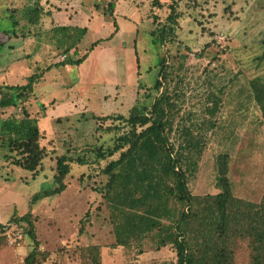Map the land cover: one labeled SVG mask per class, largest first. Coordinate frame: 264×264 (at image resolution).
I'll return each mask as SVG.
<instances>
[{
    "label": "rangeland",
    "instance_id": "1",
    "mask_svg": "<svg viewBox=\"0 0 264 264\" xmlns=\"http://www.w3.org/2000/svg\"><path fill=\"white\" fill-rule=\"evenodd\" d=\"M155 1L0 0V87L23 85L29 77L40 76L19 109L0 97V133L2 121L12 114L22 117L26 110L38 120L41 145L49 153L43 171L33 177L6 162L9 149L0 137V224L31 213L40 250L50 253L45 264H81L80 249L89 245L101 247L102 264L175 260L168 248L157 251L151 241L145 242V252L138 258L125 249H113L109 210L94 191L101 179L84 183L79 179L90 170L86 166H74L60 196L34 199L53 185L56 156L69 152L88 165L96 160L93 149L113 145L118 132L107 129L119 125L122 133L124 125L93 117L128 116L137 103H148L164 59L172 73L163 88L169 87L180 108L174 128L178 132L182 119L197 126L211 122L199 131L207 145L190 179L191 192L220 191L216 158L228 154L233 194L253 202L263 198L264 124L249 80L264 76V0H196L197 13L186 7L195 0H184L180 27L166 21L175 0H158L157 7ZM110 2L113 16L106 12ZM36 6L45 13L39 24L31 25L28 12ZM198 21L208 30L203 32ZM12 29L17 36L2 33ZM162 29L163 45L158 38ZM75 42L77 53L73 49L66 56L64 50ZM85 53L80 65L63 63ZM210 95L221 98L220 109L212 116L204 112L212 105ZM178 135L171 136L174 143ZM22 231L15 227L0 232V264H23L32 247L27 236L20 240Z\"/></svg>",
    "mask_w": 264,
    "mask_h": 264
},
{
    "label": "trees",
    "instance_id": "2",
    "mask_svg": "<svg viewBox=\"0 0 264 264\" xmlns=\"http://www.w3.org/2000/svg\"><path fill=\"white\" fill-rule=\"evenodd\" d=\"M183 1L175 0L169 6L167 23L180 27ZM153 4L161 6L158 0ZM195 4L196 0L186 7L197 13ZM113 11L114 3L110 2L106 12L113 16ZM28 13L29 24L36 25L45 11L43 7L36 6ZM17 24L14 20L13 27ZM197 25L203 32L208 30L202 21H198ZM85 32L82 29V34ZM2 33L9 37L11 33L17 36L13 29ZM152 34L156 35L155 31ZM158 38L162 45L165 44V29L158 33ZM173 40L176 42L178 39L174 37ZM77 42L64 50L66 56L77 48ZM97 44H92L91 48ZM87 54L76 60H64L63 63L80 65ZM212 59L218 60V57ZM51 68L48 67L47 71ZM171 73L172 68L164 59L152 93L148 95V103H137L129 110L128 116H94L103 122L113 119L122 123L124 131L119 133V125L107 129L118 132L113 145L93 149L96 160L88 165L83 158L75 159L69 152L56 156L53 185L38 193L34 199L60 196L67 189V178L74 166H86L90 170L79 179L81 183L101 179L94 191L101 195L109 210L115 238L113 249H125L138 258L145 252V242L151 241L155 250L168 248L175 256L173 262L162 264H264V195L261 202H253L233 194L228 177V154H219L216 158V185L220 191L206 195L191 192L190 179L195 176L197 162L207 145L199 131L205 123L211 122L205 120L203 125L197 126L182 119V126L177 132L174 127L180 108L169 87L163 88V82L170 81ZM39 77L31 76L23 85L0 87L1 99L7 106L19 109ZM249 90L264 124V76L251 78ZM209 101L212 105L204 112L212 116L213 110L220 109L221 98L210 95ZM1 128L2 143L9 149L6 161L32 173L33 177L38 176L49 155L46 147L41 145L43 132L38 120L24 110L22 117L12 114L2 121ZM176 133L179 135L174 143L171 136ZM34 223L29 213L14 215L7 223L0 224L1 233L16 227L23 230L20 240L26 236L31 240L32 248L23 264H45L50 258L49 252L40 250ZM80 260L81 264H102L101 247H82Z\"/></svg>",
    "mask_w": 264,
    "mask_h": 264
},
{
    "label": "crops",
    "instance_id": "3",
    "mask_svg": "<svg viewBox=\"0 0 264 264\" xmlns=\"http://www.w3.org/2000/svg\"><path fill=\"white\" fill-rule=\"evenodd\" d=\"M62 12V11H61ZM61 12H59V14L61 13ZM55 16V15H54ZM2 124V123H1ZM6 160V159H5ZM7 162V161H6Z\"/></svg>",
    "mask_w": 264,
    "mask_h": 264
}]
</instances>
